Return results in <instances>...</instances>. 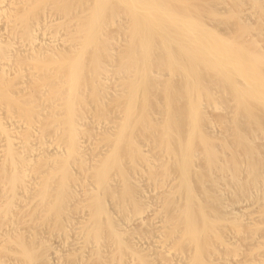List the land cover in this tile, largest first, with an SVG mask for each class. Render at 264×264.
<instances>
[{
    "label": "bare ground",
    "instance_id": "6f19581e",
    "mask_svg": "<svg viewBox=\"0 0 264 264\" xmlns=\"http://www.w3.org/2000/svg\"><path fill=\"white\" fill-rule=\"evenodd\" d=\"M0 264H264V0H0Z\"/></svg>",
    "mask_w": 264,
    "mask_h": 264
},
{
    "label": "rangeland",
    "instance_id": "374dc122",
    "mask_svg": "<svg viewBox=\"0 0 264 264\" xmlns=\"http://www.w3.org/2000/svg\"><path fill=\"white\" fill-rule=\"evenodd\" d=\"M54 243H57L56 241Z\"/></svg>",
    "mask_w": 264,
    "mask_h": 264
}]
</instances>
